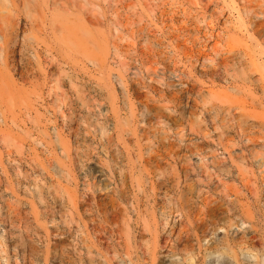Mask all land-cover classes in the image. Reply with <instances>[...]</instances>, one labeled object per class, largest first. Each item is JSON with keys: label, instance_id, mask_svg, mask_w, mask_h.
<instances>
[{"label": "rangeland", "instance_id": "1", "mask_svg": "<svg viewBox=\"0 0 264 264\" xmlns=\"http://www.w3.org/2000/svg\"><path fill=\"white\" fill-rule=\"evenodd\" d=\"M0 264H264V0H0Z\"/></svg>", "mask_w": 264, "mask_h": 264}]
</instances>
